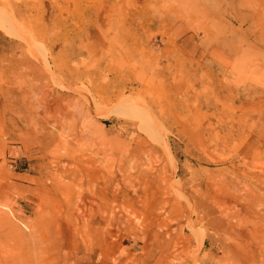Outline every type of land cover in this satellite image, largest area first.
Returning <instances> with one entry per match:
<instances>
[{
    "label": "rangeland",
    "instance_id": "obj_1",
    "mask_svg": "<svg viewBox=\"0 0 264 264\" xmlns=\"http://www.w3.org/2000/svg\"><path fill=\"white\" fill-rule=\"evenodd\" d=\"M1 25L0 264H264V0H0Z\"/></svg>",
    "mask_w": 264,
    "mask_h": 264
},
{
    "label": "bare ground",
    "instance_id": "obj_2",
    "mask_svg": "<svg viewBox=\"0 0 264 264\" xmlns=\"http://www.w3.org/2000/svg\"><path fill=\"white\" fill-rule=\"evenodd\" d=\"M2 25H3V24H2ZM2 25H1V26H2ZM1 26H0V28H2L3 30H4V29H7V30H8V29L10 28V26H8V27H4V26L1 27ZM140 79H141V80H144L145 77H144L143 75H140ZM4 215H5V214H4L3 212L0 213V218L2 217L0 223H1V222H2V223H5V222L7 223V219L5 218ZM10 230H11V232L14 234V229L10 228Z\"/></svg>",
    "mask_w": 264,
    "mask_h": 264
}]
</instances>
